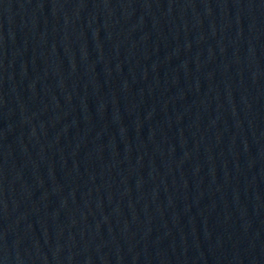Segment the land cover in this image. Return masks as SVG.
I'll return each instance as SVG.
<instances>
[{
    "label": "water",
    "instance_id": "95a60500",
    "mask_svg": "<svg viewBox=\"0 0 264 264\" xmlns=\"http://www.w3.org/2000/svg\"><path fill=\"white\" fill-rule=\"evenodd\" d=\"M0 264H264V0H0Z\"/></svg>",
    "mask_w": 264,
    "mask_h": 264
}]
</instances>
